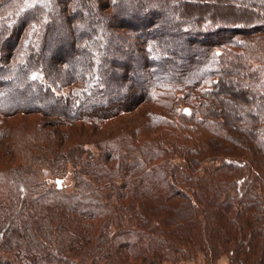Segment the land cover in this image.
<instances>
[{
  "label": "trees",
  "instance_id": "obj_1",
  "mask_svg": "<svg viewBox=\"0 0 264 264\" xmlns=\"http://www.w3.org/2000/svg\"><path fill=\"white\" fill-rule=\"evenodd\" d=\"M28 1L0 0V264H264V0Z\"/></svg>",
  "mask_w": 264,
  "mask_h": 264
},
{
  "label": "rangeland",
  "instance_id": "obj_2",
  "mask_svg": "<svg viewBox=\"0 0 264 264\" xmlns=\"http://www.w3.org/2000/svg\"><path fill=\"white\" fill-rule=\"evenodd\" d=\"M41 2L42 0H29L28 3L31 5V4H34L35 2ZM44 3V2H43ZM57 38V37H56ZM18 83H13L12 85H10L8 87V92L12 95H14V91L16 90V88L18 87ZM31 92V91H30ZM142 109H144L145 107L144 106H140ZM125 116L127 114H124ZM129 115V114H128ZM130 116L136 121L137 119H140V117L138 116H133L132 114H130ZM128 116L127 119L129 120L131 117ZM4 118V117H3ZM22 118V119H20ZM12 119V118H11ZM9 119L10 122H12V124H14L16 127H19V130L20 128L22 127V125L24 127H27V129H31V127L33 126H40V125H44L46 126L48 129H53L56 125H54L52 122V118L50 117H47V116H42V115H39L37 113L35 114H29V115H22V114H19L18 116H15L14 119ZM18 119V120H17ZM117 120V119H116ZM42 121H43V124H42ZM24 123H26L27 125H24ZM108 123V122H107ZM112 123V122H111ZM113 126L115 127H118L120 125V122L118 121H114L113 123ZM104 125V124H103ZM101 126L102 128V131L104 129H106L107 127V124H105L104 126ZM22 127V128H24ZM21 128V129H22ZM63 128V127H62ZM101 128H100V132L101 134H103V132L101 131ZM64 130H66V128L64 127ZM25 130L23 129V132ZM96 137L95 136H92V135H89L87 137H82L83 141L85 142V145H84V148L85 149H90L92 151H95V147L93 146L92 143H88L89 141L95 139ZM25 163L27 161H24ZM17 164H20V163H17ZM28 164V163H27ZM212 162H208L204 165V169H207L209 167L212 166ZM20 165H23V163H21ZM36 168H30V173L28 175L32 176L33 178H37L39 181H47L49 183H52V179L53 177L50 176V173H47V171L45 172L40 166H35ZM68 169L69 171L67 172V175L64 177L63 181L60 182L61 185L63 186H67V187H70L71 185V180H70V174H71V169L69 166H68ZM23 258H26V259H29V258H32V256L30 255H26V254H23L22 255ZM221 259H224L225 260V263L227 264V258L226 256H221ZM161 264H204L203 261L200 259V258H196V259H187V260H184L182 262H172V261H165V262H162ZM217 264V263H216Z\"/></svg>",
  "mask_w": 264,
  "mask_h": 264
},
{
  "label": "crops",
  "instance_id": "obj_3",
  "mask_svg": "<svg viewBox=\"0 0 264 264\" xmlns=\"http://www.w3.org/2000/svg\"><path fill=\"white\" fill-rule=\"evenodd\" d=\"M224 257V256H223ZM217 264H226L224 259H221V257L218 259Z\"/></svg>",
  "mask_w": 264,
  "mask_h": 264
},
{
  "label": "water",
  "instance_id": "obj_4",
  "mask_svg": "<svg viewBox=\"0 0 264 264\" xmlns=\"http://www.w3.org/2000/svg\"><path fill=\"white\" fill-rule=\"evenodd\" d=\"M57 184H58V186H60V181L59 180H58Z\"/></svg>",
  "mask_w": 264,
  "mask_h": 264
}]
</instances>
